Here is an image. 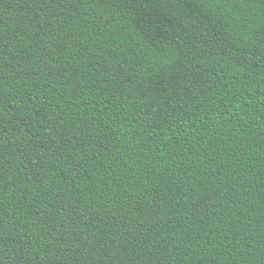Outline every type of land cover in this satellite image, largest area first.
Segmentation results:
<instances>
[{"label": "trees", "instance_id": "16d2710c", "mask_svg": "<svg viewBox=\"0 0 264 264\" xmlns=\"http://www.w3.org/2000/svg\"><path fill=\"white\" fill-rule=\"evenodd\" d=\"M0 264H264V0H0Z\"/></svg>", "mask_w": 264, "mask_h": 264}]
</instances>
